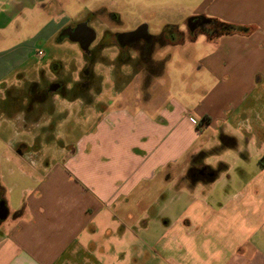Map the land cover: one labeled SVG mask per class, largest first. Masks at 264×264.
<instances>
[{
  "label": "crops",
  "instance_id": "0c3cea01",
  "mask_svg": "<svg viewBox=\"0 0 264 264\" xmlns=\"http://www.w3.org/2000/svg\"><path fill=\"white\" fill-rule=\"evenodd\" d=\"M8 6L13 8L9 14ZM22 10L23 0H0V33ZM195 13L239 28L218 37L198 60L196 70L211 79L210 90L185 113L175 98L170 99V105H176L170 111L164 105L153 114L114 113L129 122L124 130L128 141L121 150L141 148L146 153L145 161L130 165L119 154L113 163L118 179L98 177L90 191L65 170L60 176L51 172L32 179L36 191L26 190L32 195L19 205L8 228L0 229V264H134V257H128L141 243L169 264H264V0H211ZM56 30L53 26L50 36ZM28 45L0 49L1 104L23 81L16 73L36 53ZM143 100L152 105L150 96ZM64 101L82 104L80 98ZM21 113L19 108L0 107V116L14 121L16 131L36 137L35 117L24 121ZM203 118L209 120L207 125ZM190 119L200 123L194 126ZM185 126L191 130L184 134ZM124 135L119 136L121 142ZM135 137L142 140L138 146ZM223 139L233 145L220 150ZM19 146L11 145V152L27 157L31 147ZM213 149L218 153L208 155ZM201 153L208 156L204 165H221L223 170L213 182L189 187L182 178ZM156 180L157 194L135 193ZM145 199H150L147 209L138 217L131 215L128 206ZM156 202L158 209L148 219L150 204Z\"/></svg>",
  "mask_w": 264,
  "mask_h": 264
},
{
  "label": "rangeland",
  "instance_id": "374dc122",
  "mask_svg": "<svg viewBox=\"0 0 264 264\" xmlns=\"http://www.w3.org/2000/svg\"><path fill=\"white\" fill-rule=\"evenodd\" d=\"M210 1L45 0L40 2L43 5L41 10V5H34L36 0H23V10L21 13L16 12L19 13L17 20L0 33V49L10 45L29 44L28 47H32L36 53L31 55V60L25 68L16 73L23 76V81L15 90L7 93L9 98L2 102L4 104L0 103V107L6 106L8 111L19 108L23 112L19 114V118L24 117L23 120L26 121L35 117L39 128L34 131L38 134L36 137L26 136L15 130L14 121L0 116V198L8 208V217L0 223V229L8 228L11 219L15 217V211H19V205L30 198L33 192L30 194L26 190L33 188L32 190L36 191L37 185H33L32 179L41 178L51 172L55 173L54 177L60 176L59 171L65 170L71 179L81 181L90 191L94 189L98 177L114 176L118 179V170L113 163L117 162L119 154L123 155L120 160L128 162L129 165L145 161L146 153L141 148H135L134 152L128 148L121 150L126 146L124 141H128L124 130L129 126V122L127 118H119L114 113L123 110L124 113L132 115H138L139 112L146 114L147 111L153 114L158 113L164 105L170 111L176 107L170 105L172 98L178 100V104L184 109L183 113L195 108L210 90L211 84L207 74L196 70L199 67L198 60L212 49L218 38H211L206 32L204 34L200 31L190 35L187 19L195 14L198 7L201 11L205 9ZM17 7L20 8L19 5ZM5 10L9 14L13 8L8 6ZM108 13L115 14L120 20V24L112 25L113 27L109 25L115 32L127 31L144 24L152 36H157L167 28L182 34L180 41L154 46L151 63L157 66L156 75L150 77L143 89L139 88L141 76L121 67L123 61H116V52L112 47L106 46L105 51L95 52L90 66H86V58L78 45L59 37L64 29L70 28L68 26L84 19L90 20V26L98 31L99 23L101 20L105 22ZM213 19L228 24L217 18ZM53 26L57 28L54 37L50 36ZM197 49L204 52L201 55L193 53ZM84 71L92 77L86 78ZM55 79L64 82L68 90L66 96L49 95L42 102L33 98V94L37 96V90L44 89L47 83ZM84 80H90L92 84L90 88L81 90L78 87ZM11 95L14 98H11ZM147 96L152 99L151 106L145 105L147 103L143 99ZM78 98L82 100V104L70 105L64 101ZM11 100L17 105H23L15 107ZM111 114L114 115L113 118L110 117ZM197 122L200 123V120ZM190 130L191 128L185 126L183 133ZM123 131L125 135L121 133ZM193 131L195 129L191 132ZM123 135L121 142L119 136ZM134 139L136 141L133 140V144L137 142L136 146L142 142L137 137ZM149 141L153 139L149 138ZM19 144L31 147L29 150L27 148V157L20 158L11 152L10 146L20 147ZM32 161L35 162L33 167ZM163 177L164 171L160 179ZM157 181L148 184L144 189L136 190L135 193L146 192L151 196L157 194ZM147 201L145 199L140 205L133 202L127 209L131 215L138 217L147 209ZM150 205L152 208L148 212V219H152L158 209L157 202ZM103 239L104 237H100V240ZM149 250L148 246L146 248V245L141 243L131 250L128 258L134 257V264H169L160 262L157 255ZM121 251L129 253V250ZM169 255L168 252L166 256ZM131 262L124 260L119 264Z\"/></svg>",
  "mask_w": 264,
  "mask_h": 264
},
{
  "label": "flooded vegetation",
  "instance_id": "af4514ba",
  "mask_svg": "<svg viewBox=\"0 0 264 264\" xmlns=\"http://www.w3.org/2000/svg\"><path fill=\"white\" fill-rule=\"evenodd\" d=\"M106 16L108 18L104 19L105 22H102L101 20V23H99L97 27L98 31H96L95 28H92L89 24L90 20L88 21L86 19L80 20L72 24L71 26H68L70 27V29H73L78 24L87 23L86 21H88L87 26L94 30L96 34V38L90 45L88 51H82L86 58L85 65L90 66V62L93 61L95 52L101 53L106 50V46L112 47V49H114L116 52V61L121 60L124 62H122L121 67L131 70V73L136 72V74H139L141 76L139 88L143 89L149 82L150 77L152 75H156L157 66H154L151 63V55L154 51V46H161L169 43L170 41L179 40L182 34L176 32L172 28H167L163 29L157 36H152L150 35L148 28L144 24L134 26V28L127 31L115 32V30H113L112 28V25L120 24V20L113 13H108L106 14ZM213 21V18L206 16L204 13H195L193 16L187 19L188 33L192 35L194 32L200 31L202 33L207 32L208 34V31L210 32L213 28ZM109 25H111L112 27L110 28ZM61 39L68 40L67 37H62ZM86 72L87 71L83 72L84 76L87 75ZM89 76L92 77L91 74ZM89 76L87 75L86 78ZM91 84L92 81L84 80L80 83V86L78 88L84 90V88H90ZM46 87H44V89L42 88L40 91L37 90L36 97L32 92L33 98L37 101L42 102L46 98H48L49 95L66 96L68 93V90H66L65 84L62 80L55 79L54 81L47 83ZM213 153L217 154L218 150L213 149L208 152V155ZM201 154L193 159V161L190 163V166L186 170L187 174L185 173L182 178V181H184L189 187L196 184L211 183L221 173V171H219L214 178V172L217 171L218 168L221 167V165H218L216 169L204 165L203 161H205L208 156L205 153L202 156ZM211 178H214L211 182L201 181L210 180ZM196 179L197 181H195Z\"/></svg>",
  "mask_w": 264,
  "mask_h": 264
},
{
  "label": "water",
  "instance_id": "95a60500",
  "mask_svg": "<svg viewBox=\"0 0 264 264\" xmlns=\"http://www.w3.org/2000/svg\"><path fill=\"white\" fill-rule=\"evenodd\" d=\"M59 37H67L68 41L74 44H78L80 50L87 52L90 45L94 42L96 34L94 30L87 26V23H81L75 26L73 29H64ZM8 217V210L4 201L0 202V221L3 222Z\"/></svg>",
  "mask_w": 264,
  "mask_h": 264
},
{
  "label": "trees",
  "instance_id": "16d2710c",
  "mask_svg": "<svg viewBox=\"0 0 264 264\" xmlns=\"http://www.w3.org/2000/svg\"><path fill=\"white\" fill-rule=\"evenodd\" d=\"M212 29H211V31L209 32L208 31V34H207V36H210L211 38H213L214 37V39H216V38H218V37H220V36H225V35H231V34H233V33H235V32H238V30H239V28H237L236 26H234V25H230V24H224V23H221V22H218V21H213V25H212ZM207 33V32H206ZM202 123H204V124H208L209 123V120L207 119V118H203L202 119ZM233 145V141H230L229 139L228 140H226V142H225V140L223 139L222 140V143H221V145H220V147H219V149L221 150V149H224L225 147H231ZM203 154H201V156H202ZM223 170V167L221 166V167H219L218 168V170L217 171H215L214 172V178L216 177V175H217V173L219 172V171H222ZM214 178H211L210 180H201V181H204V182H211V181H213V179ZM200 180V179H199ZM194 181V180H193ZM195 181H197V179L195 180ZM1 201H3L1 198H0V202ZM5 202V201H4ZM17 215V214H16ZM15 215V216H16Z\"/></svg>",
  "mask_w": 264,
  "mask_h": 264
},
{
  "label": "built area",
  "instance_id": "2783aa9c",
  "mask_svg": "<svg viewBox=\"0 0 264 264\" xmlns=\"http://www.w3.org/2000/svg\"><path fill=\"white\" fill-rule=\"evenodd\" d=\"M191 124H193L194 126H197L199 123L197 122V120L195 119H190Z\"/></svg>",
  "mask_w": 264,
  "mask_h": 264
}]
</instances>
